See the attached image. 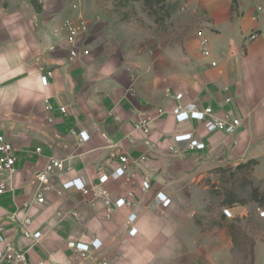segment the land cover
I'll return each mask as SVG.
<instances>
[{"label": "crops", "instance_id": "1", "mask_svg": "<svg viewBox=\"0 0 264 264\" xmlns=\"http://www.w3.org/2000/svg\"><path fill=\"white\" fill-rule=\"evenodd\" d=\"M147 11L142 0H0V134L16 152L11 189L0 194V254L12 242L27 251V264H93L73 247L100 239L94 260L108 264H228L232 238L225 227L210 231L207 186L195 179L217 168H248L253 186L264 191V0H165L158 13ZM70 18L85 26L74 57L64 26ZM252 32L257 38L249 39ZM177 104L210 106L217 117L242 122L233 134L209 132L198 120L178 122ZM141 119L150 121L148 134L134 131ZM73 130L90 138L81 141ZM181 132H193L206 148L175 141ZM149 152L170 159L174 178L141 163ZM51 157L71 169L52 175L45 203L37 204V172ZM99 169L109 175L105 184ZM74 177L88 194L62 188ZM101 188L113 200L133 192V204L108 216ZM158 191L172 199L169 207ZM258 207L232 210L255 239L253 264H264ZM132 213L135 236L127 223ZM25 216L42 232L39 241L23 236Z\"/></svg>", "mask_w": 264, "mask_h": 264}, {"label": "built area", "instance_id": "2", "mask_svg": "<svg viewBox=\"0 0 264 264\" xmlns=\"http://www.w3.org/2000/svg\"><path fill=\"white\" fill-rule=\"evenodd\" d=\"M66 29L68 31V43L71 46L70 55L72 57L78 55L77 47V38L81 31L85 29V26L81 27L78 23L75 24L71 20L66 21ZM258 33L252 32L249 35V39L257 38ZM200 48L205 56L211 55V50L209 48L208 38L201 36L200 38ZM84 54H88L89 51L84 49ZM212 65H216V62H212ZM52 73L49 72V75ZM46 80V79H45ZM175 98L177 100L182 99V94H176ZM227 100H230L228 98ZM172 114L178 122H184L187 120H198L199 122L204 123L206 129L209 132H215L218 130L225 131L226 133L233 134L236 132L238 127L241 125V118H220L214 114L212 107L207 106L203 109L193 108L192 106H182L177 104L172 109ZM151 130L150 121L146 119L139 120L134 127V131L142 132L148 134ZM73 133L79 136L81 141H86L90 138V135L85 130H73ZM87 134L85 136L84 134ZM174 140L177 142L185 141L188 142L189 149H205L206 144L200 141L198 138L194 137L193 132H181L174 136ZM114 156V154H112ZM120 159L123 163L128 161L127 156H120ZM16 152L14 145L10 139L7 138L5 134H0V194L5 193L11 189L10 179L15 174L16 171ZM70 170L71 166L65 164L61 159L51 157L49 162L46 164L45 168L37 172V190L32 202L37 204H43L46 201V194L52 189V175L57 170ZM126 171V166L121 165L115 169L116 175H123ZM99 183L105 184L109 175L104 173L102 169L98 171ZM107 178V179H104ZM151 187L149 179L143 181V189L147 190ZM62 188L65 190L75 189L83 191L85 194H88L90 188L86 182L81 177H74L63 182ZM97 195L104 198V204L106 206L108 216L123 206H131L133 204L134 193L129 192L128 197H120L116 200H113L106 189L101 188L97 191ZM156 197L161 202L162 206L169 207L172 203V199L163 191H158ZM259 215L264 217V209L261 207L257 208ZM223 213L228 217H233V210L230 207H225ZM137 215L132 213L129 215L127 223L130 226L129 234L135 236L138 232V228L134 226ZM32 219L30 216H25L21 220L23 236L25 238H32L36 242L41 238V231H33L30 228ZM4 226L0 224V243L5 242L2 233H4ZM102 246V241L100 239H95L91 243L77 242L73 250L79 260L93 259V264H108L107 261L94 260L93 253ZM0 262H6L7 264H27V251L18 249L12 242H6L4 250L0 254ZM37 264H45L43 261L38 262Z\"/></svg>", "mask_w": 264, "mask_h": 264}, {"label": "rangeland", "instance_id": "3", "mask_svg": "<svg viewBox=\"0 0 264 264\" xmlns=\"http://www.w3.org/2000/svg\"><path fill=\"white\" fill-rule=\"evenodd\" d=\"M158 8H159L158 5H156V7H154L153 10H150L148 7H146V9L149 11L150 15H153L154 12L158 13ZM67 20H71V21H73V23L77 24L76 22H74V20L72 18L67 19ZM65 24H66V22H65ZM65 30L67 32V38H68V31L66 29V26H65ZM246 170H248V168L247 169L245 168L244 170L237 171L235 173L236 177H233L232 182H230L227 179L228 175L233 174L232 171L227 172L226 175L221 174L217 171L216 172L214 171L213 174L211 176H209L208 178L197 177L195 179L196 184H197V182H203L204 185L207 186L209 202L206 206V212H207L206 215L208 217L207 224H208V227L210 228V231L212 232L213 228L216 226H219L220 229L225 227V230H226L225 234H226V238L228 240L231 237L229 229H228V224L230 222H235V218H237V216H235V214L233 217L226 216V218H225V216H224L225 219H223V218L220 219V218H218V216H219L220 212L223 214V209L225 207H230V206L224 205V199L228 198V194H226L227 190L233 189V190H235V193H240L242 191V194L244 197H246V198L249 197L250 192L252 191V188L254 186H253L251 181L247 182V179L250 180V178L248 176V173H246ZM244 184H245V187H243ZM236 205H247V206L254 205V206H257V204L255 202H247L246 204L235 203L230 208H232ZM202 214L203 213H201V212H196V214L194 216L195 217L202 216ZM241 222H242V220H241ZM242 225L244 226L243 223H242ZM213 237H215V235ZM226 252H227V254H229V257L227 259L228 264H250V262H249L250 260H249L248 255L246 256L244 251H240L238 248H236L232 239H231V243L226 248ZM230 254H231V256H230Z\"/></svg>", "mask_w": 264, "mask_h": 264}, {"label": "trees", "instance_id": "4", "mask_svg": "<svg viewBox=\"0 0 264 264\" xmlns=\"http://www.w3.org/2000/svg\"><path fill=\"white\" fill-rule=\"evenodd\" d=\"M142 1L144 2L145 7H148L150 10H153V8L156 5L159 6L165 0H142ZM247 165H249V163ZM216 171L225 175L227 172L232 171L233 174L227 176V179L230 182H232L233 177H236L235 173L239 170H232L230 168H217ZM248 181L250 182V180L247 179V182ZM243 187H245V184L243 185ZM226 194H228V198L224 199V205L226 206L231 207L235 203L246 204L247 202H255L257 206L264 207V191L261 192L257 187L252 188V191L250 192V195L247 198L243 196L242 191L240 193H235V190L233 189L227 190ZM224 216L226 218L225 214ZM241 220L242 219L240 217L235 218V222H230L228 224V229L232 241L235 244V247L238 248L240 251H244L245 255L246 256L248 255L249 257L250 264H253L255 239L248 234L246 227L242 225Z\"/></svg>", "mask_w": 264, "mask_h": 264}, {"label": "water", "instance_id": "5", "mask_svg": "<svg viewBox=\"0 0 264 264\" xmlns=\"http://www.w3.org/2000/svg\"><path fill=\"white\" fill-rule=\"evenodd\" d=\"M141 163L148 169H157L164 177L174 178L170 171V159L164 156H159L154 153H147L141 158Z\"/></svg>", "mask_w": 264, "mask_h": 264}, {"label": "snow or ice", "instance_id": "6", "mask_svg": "<svg viewBox=\"0 0 264 264\" xmlns=\"http://www.w3.org/2000/svg\"><path fill=\"white\" fill-rule=\"evenodd\" d=\"M84 135H85V136H87V134H86V133H85ZM104 179H107V178H104Z\"/></svg>", "mask_w": 264, "mask_h": 264}]
</instances>
